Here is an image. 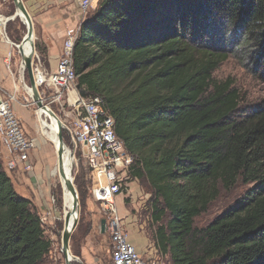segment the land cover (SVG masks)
<instances>
[{"label": "trees", "instance_id": "trees-1", "mask_svg": "<svg viewBox=\"0 0 264 264\" xmlns=\"http://www.w3.org/2000/svg\"><path fill=\"white\" fill-rule=\"evenodd\" d=\"M98 2L73 46V68L88 95L104 98L115 134L135 157L130 177L152 189L158 250L169 264H264V100L241 113L232 82L212 76L225 59L216 49L220 30H245L243 50L249 40L264 50V0ZM184 31H193L189 39ZM197 33L210 42L195 44ZM239 180L253 187L197 228L221 190ZM76 185L83 199L79 178ZM44 231L0 160V264L49 263ZM70 241L77 256L79 241Z\"/></svg>", "mask_w": 264, "mask_h": 264}, {"label": "built area", "instance_id": "built-area-1", "mask_svg": "<svg viewBox=\"0 0 264 264\" xmlns=\"http://www.w3.org/2000/svg\"><path fill=\"white\" fill-rule=\"evenodd\" d=\"M98 1L79 0L81 13L86 15L91 6ZM7 20V17L0 16V35L8 48L4 63L9 67L13 57L12 49L15 46L6 34ZM77 37L73 30L66 33L62 52L54 69L47 70L38 54L33 52L31 70L40 100L43 105L47 101L48 104L45 106L48 109L49 106H58L65 119L63 132L70 145L74 151L78 147L81 148L89 172V197L100 207L105 219L104 231L109 236L110 258L106 264H165L156 257L142 258L130 242L128 232L122 224L123 220L118 216L116 199L118 196L122 198L129 196L128 190L134 182L130 177V170L135 157L125 150L122 141L115 134L114 121L104 107V98L99 95H88L83 98L77 89L78 76L73 68V46ZM20 70L21 73L24 71L21 63ZM13 87V92L16 93L18 91L16 84ZM23 88L27 96L24 103H19L14 93L0 96V148L2 147L4 151V161L3 151L0 156L3 169L9 174L34 173L30 155L35 150L36 139L25 132L24 125L14 109L17 104L28 111L34 104L29 85L24 83ZM37 110H34L36 117ZM49 203L50 209L39 217L44 230L55 223V214L61 212L52 193L49 195ZM55 254L59 257L54 260L56 264L58 260H63L65 264L61 253V241Z\"/></svg>", "mask_w": 264, "mask_h": 264}, {"label": "rangeland", "instance_id": "rangeland-1", "mask_svg": "<svg viewBox=\"0 0 264 264\" xmlns=\"http://www.w3.org/2000/svg\"><path fill=\"white\" fill-rule=\"evenodd\" d=\"M99 2L94 3L86 15H83L80 10L76 7V9H73L72 12V18L69 20L67 18L63 21L62 24L58 26V30L61 31V52H62V46L64 42V37L66 36V33L68 31L75 32L78 36V33L80 31L81 25L91 16L94 14V12L98 8ZM25 7V6H24ZM26 9V7H25ZM27 13L29 14L31 18V22L33 24V34H34V52L38 54L39 58H41V61H43V65L47 70H50L51 67L47 66L45 62V45L43 43L42 39V31H41V24L40 21L36 20V15L32 14L26 9ZM8 15L12 16L15 13L14 5L11 6V9L7 10ZM225 20L224 18H220L218 22ZM219 22V23H220ZM234 29L232 28L230 30V33L224 34L223 31H219L216 36V49L219 50L224 56L225 59L219 64L216 71L213 73V79L216 82H225L226 80H229L232 82L233 87L238 91L239 96L241 98V108L240 112H248L251 111L259 104H261L264 100V50H261L260 47H257L258 44L256 43H250L247 45L249 48H245L243 50V46H240L239 40L241 39V36L244 35L245 30L241 31L240 34H233L231 33ZM190 31V30H189ZM57 29L55 33H57ZM26 33V27L22 24V22L14 18L6 26V34L10 41L12 43L18 44L21 42L23 37ZM55 33H48L50 39L57 40V35L54 36ZM192 32H185L180 33L184 34V36L189 39V36L192 35ZM199 33H197V38H195L196 43L200 42V39L204 41V43L210 42V37L203 36L198 37ZM18 39L19 42H15V40ZM218 43V44H217ZM215 44V43H214ZM241 47V48H240ZM44 52V53H43ZM12 59L10 61L9 67H7L4 63L5 71L8 75V77L12 80V86L10 87V91L7 93L13 94L14 87L13 85L16 84L18 91L14 93L15 98L19 103H24L26 100V94L23 88V84L26 83L28 85V79L26 71L24 70L21 73L20 70V57L17 52V50L13 47L12 49ZM54 69V68H53ZM11 73V74H10ZM21 73V74H20ZM21 79V80H20ZM47 101L44 102V105H47ZM17 105V104H15ZM18 106V105H17ZM24 112V116L27 118L28 123L24 121V119L20 116H17L21 119L22 124L24 125L25 132L36 139V146L34 152L31 153L30 157L32 162L34 163V154H37L38 151V163L36 164L33 174H36V170L41 168L46 170V163H48V157L50 156L53 165L50 169V176L45 175V173L41 174L42 177L38 181V187H40V183L46 182L45 187L47 191L49 192L46 197H43L42 200L47 203L48 207H45V210H42L40 212L41 215H44L45 212L50 209V203H49V195L50 193L53 194L56 206L62 210L63 205V192L62 187L60 184L59 176L57 173L56 168V150L55 146L52 142H50L45 136L41 134L40 131V124L35 116L34 110H37V107L35 104L27 111L23 108H20ZM49 109L56 115V117L60 120L62 128L64 127L63 121H65L64 116L62 112L59 111L58 106H49ZM20 110V111H21ZM57 138V137H56ZM62 140L64 143V149H68L72 152L74 157V167L72 170V180L74 187L77 191V185L76 181L77 178L80 179L81 184L83 185V190L86 192L84 198L80 199L79 194L78 195V206L77 210L78 212V218H77V225L76 227L79 228L80 233L85 232L86 228L89 225L90 220H92V216L95 215L94 221L95 225L98 228L99 220L103 219V215L100 211V207L94 203L90 197H89V172L84 160V157L82 155L81 148L78 147L76 151L73 150V147L70 145V141L68 140L65 132H62ZM3 149L0 148V153H2ZM3 155V161H4V151L2 153ZM0 160H2V156H0ZM9 174V173H7ZM48 174V173H47ZM16 172H12V174H9L12 183L17 182L18 176H16ZM51 178V181H50ZM52 182L53 185L50 183ZM18 183V182H17ZM136 192H135V198L134 200L131 199L133 197L132 194L129 195V198L127 200V204H129L132 207H137L138 210H143L142 213V221L144 224L143 231L145 232L146 236L149 240H151L155 244L154 235L156 230V225L152 223L151 221V210H150V204L153 199L152 195V189L149 187L148 183L145 179H139V182H136ZM14 186V183H13ZM253 187L252 184H245L241 180H239L236 185L229 191L221 190L219 197L210 205L208 211L205 214H202L195 220V226L197 228H203L206 225H208L212 220H214L219 215L226 212L228 209L236 206L245 196L246 192L250 190ZM15 189V188H14ZM21 196L23 198H28L29 193L23 188L20 190ZM20 192L18 194H20ZM122 205H118V208L121 210ZM141 208V209H140ZM137 210V211H138ZM39 215V214H38ZM40 217V215H39ZM82 219V220H81ZM81 220V221H80ZM63 228V222L60 221L58 224L52 223L49 227L45 229V235L48 239L52 242L51 246V255L55 252L57 249V246L60 241V232ZM76 230V229H75ZM75 230L72 232L71 237L75 236L76 239L79 241L78 246H80L83 243L81 234H76ZM97 229L95 230L94 237L97 236ZM103 244V256L98 260L96 264H101L108 262L110 258V247H109V239L108 235L104 233V237L101 239ZM70 249L73 250L74 245H71V241L69 242ZM76 246V244H75ZM77 246V249H78ZM151 257H155L153 254ZM159 259L163 261L165 264H169V256L165 254H161ZM47 264H56L53 260L48 259ZM58 264H63V260H58Z\"/></svg>", "mask_w": 264, "mask_h": 264}, {"label": "crops", "instance_id": "crops-1", "mask_svg": "<svg viewBox=\"0 0 264 264\" xmlns=\"http://www.w3.org/2000/svg\"><path fill=\"white\" fill-rule=\"evenodd\" d=\"M26 9L32 14L36 15V20L40 21L41 31H42V39L45 45V62L47 66L51 67V69L55 68L58 58L61 54V31L58 30V26L63 23L64 20L72 18L73 9L76 7L79 9V0H21ZM13 6L12 0H0V16L2 17H10L8 15L7 10L11 9ZM9 22H7L8 24ZM6 24V26H7ZM57 29V33H55ZM55 33L54 36L57 35V40L50 39L48 33ZM7 46L3 43L1 35H0V96H4L7 92L10 91V87L12 86V80L8 77L5 68H4V58L7 53ZM15 112L18 116L22 117L26 123H28L27 118L24 116V112L20 109V106L15 105ZM21 110V111H20ZM34 152V151H33ZM34 168L38 163V151L37 154H34ZM31 159V157H30ZM56 164V163H55ZM53 165V161L51 157H48V163H46V170L44 172L43 169L39 168L36 170V174H24L21 172H16L17 182L14 183V188L17 193L20 192L21 189H25L29 193V197L35 206V209L39 215L42 210H45V207H48L47 203H45L42 198L48 195V191L45 187L46 182L40 183V187H38V181L42 177L41 174L45 173V175H49L50 169ZM48 173V174H47ZM12 174V173H11ZM136 182L132 183L128 190V195L132 194L133 197L131 199L134 200L135 192H136ZM21 195V192L20 194ZM130 199L129 196L126 198H122L120 196L116 199L117 213L121 220H123V226L128 232L129 240L137 250V252L142 256L143 259H152L151 255L153 254L158 260L161 253L158 250L156 244H154L151 240L148 239L144 229V224L142 221V209L138 210L137 207H132L127 204V200ZM126 201V202H125ZM122 205L121 210L118 208V205ZM138 210V211H137ZM103 217V216H102ZM95 215L92 216V220L89 222V226L84 230L85 232L80 233V230H77V233L81 234L83 243L77 249V256L79 258L78 262L75 264H96L98 260L103 256V244L102 238L104 237L105 231L102 233L100 228V219L98 228L95 225L94 221ZM104 219V218H103ZM105 220V219H104ZM56 224L59 222L56 220ZM77 228V227H76ZM97 229V236L94 237L95 230ZM106 234V233H105ZM107 235V234H106ZM109 239V236H108ZM110 247V242H109ZM156 253H154V250ZM110 250V249H109ZM71 251V249H70ZM73 253V252H71ZM75 256V255H74ZM59 258L55 252L51 255V259L54 261ZM109 261V260H108ZM55 262V261H54ZM107 263V262H106ZM101 263V264H106Z\"/></svg>", "mask_w": 264, "mask_h": 264}, {"label": "water", "instance_id": "water-1", "mask_svg": "<svg viewBox=\"0 0 264 264\" xmlns=\"http://www.w3.org/2000/svg\"><path fill=\"white\" fill-rule=\"evenodd\" d=\"M12 2L15 8V13L12 16L8 17L7 22L16 18L17 12H20L27 20L26 24H23L26 27L25 36L23 37L20 43L18 44L14 43V46L19 54L22 68H24L27 74L28 85L31 89V92H30L31 99L38 109H41L42 111L47 112V114L50 117L57 120L58 118L56 117V115L51 110H49L45 105H43V103L41 102L39 94H38V90L34 83L32 70H31L32 55L34 52L33 42L31 44L32 53H30L27 56L23 53L22 45L25 44L27 41L28 42L32 41L33 26H32L31 20L21 0H12ZM77 89H79L81 97L86 98L88 96V93L81 86L77 85ZM59 123H61L60 120H59ZM62 132H63V128H62V125L60 124V130L57 135L58 146H57V151H56V158H57L58 163H60L62 159V155L64 152L63 149L65 146L62 140ZM66 186L72 195L73 214H75V211L78 206V195L74 187L72 178L68 180L66 179ZM69 215L70 214H64L63 216L61 212H58L55 214V217L58 222L60 221L63 222V228H62V231L60 232V241H61V253L65 261V264H75L76 262H78L79 258L74 256L70 251L69 242H70L72 232L68 230L69 218H70ZM76 225L77 223L73 225V231L76 229ZM104 225H105V220L102 219L100 222V228H101L102 233L104 232Z\"/></svg>", "mask_w": 264, "mask_h": 264}, {"label": "bare ground", "instance_id": "bare-ground-1", "mask_svg": "<svg viewBox=\"0 0 264 264\" xmlns=\"http://www.w3.org/2000/svg\"><path fill=\"white\" fill-rule=\"evenodd\" d=\"M29 16V14H28ZM16 18L19 19L22 24H26V18L20 13L17 12ZM30 18V16H29ZM31 20V18H30ZM32 23V22H31ZM33 26V24H32ZM34 42V34H32V41L31 42H26L25 44L22 45L23 53L27 56L29 55L32 50L31 44ZM21 74V73H20ZM21 80V79H20ZM37 119L40 124V131L43 136H45L50 142H52L55 146V150L57 151V146H58V141H57V135L60 130V124L59 120L54 119L50 117L47 112L42 111L41 109L37 110ZM64 125V123H63ZM63 155L60 163L56 160V168H57V173L59 176L60 184L62 187V192H63V205H62V215L64 214H70L69 218V225H68V230L73 232V225L77 223V218H78V210L76 209L75 214H73V199L72 195L69 192L67 186H66V179H71L72 178V170L74 167V157L71 151L68 149H63Z\"/></svg>", "mask_w": 264, "mask_h": 264}]
</instances>
